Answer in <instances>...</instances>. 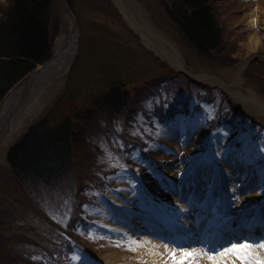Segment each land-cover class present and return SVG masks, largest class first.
Returning <instances> with one entry per match:
<instances>
[{"label": "rangeland", "instance_id": "1", "mask_svg": "<svg viewBox=\"0 0 264 264\" xmlns=\"http://www.w3.org/2000/svg\"><path fill=\"white\" fill-rule=\"evenodd\" d=\"M8 1L0 0V12ZM171 1L123 3L162 38L165 49L177 51L180 68L144 41L113 0H73L69 6L79 28L77 51L37 96L35 115L8 147L41 118L51 126L68 121L75 129L71 169L49 182L20 178L7 147L0 159V264H112L103 254L124 239L112 227L128 199L146 215L152 203L171 208L175 191L182 197L191 192L192 206L204 198L202 215L215 221L236 213L245 196L257 192L264 199V114L248 98L252 90L264 101V0H211L223 43L206 53L170 20L165 7ZM248 13L256 17L253 24L246 23ZM69 25L62 0H54L52 52ZM251 29L259 38L249 47ZM111 85L123 91L120 106L106 100ZM120 143L134 147L121 149ZM254 247L248 249L252 259H264V248ZM72 253L81 259L73 261Z\"/></svg>", "mask_w": 264, "mask_h": 264}, {"label": "bare ground", "instance_id": "2", "mask_svg": "<svg viewBox=\"0 0 264 264\" xmlns=\"http://www.w3.org/2000/svg\"><path fill=\"white\" fill-rule=\"evenodd\" d=\"M113 1L121 9L128 23L140 33L149 46L155 48L159 54L167 58L176 68L182 67L177 51L172 47L165 49L162 38L146 25L141 16H136L129 10L123 3V0ZM255 20L256 17H254V15L251 13L247 14V24H253ZM258 38L259 34H257L254 29H251L250 33L247 34L245 43L250 47ZM64 39L60 40V43L55 49H58ZM61 65L62 62L57 61L55 68ZM51 75V71L45 72L42 75L38 83L35 84L29 97L26 99L25 104L20 106V109L16 111V113H18H15L16 115L14 114V117H11V119L6 115L16 103H18L21 93L15 89L4 100L0 107V159L5 160L6 149L9 142L18 135L20 129L35 115L34 104L38 101L37 96L43 91V88L48 84L51 78L56 76V74L52 77ZM193 77L201 81L222 84L216 77L204 75H193ZM250 92L248 97L249 100L253 101L254 105L264 114V101L260 100L252 90ZM25 93L26 92H24V94ZM156 190L161 191L162 189L157 187ZM175 194L177 197L171 203V208L166 209L161 205L159 206L152 203L146 215H140L135 207L129 206L132 205L133 202L129 199L126 200L124 203L126 206L117 209L118 218L113 223L112 227V231L118 235V238H124V245L121 246L122 243L119 245H108L103 254L106 261L112 264H176V261L168 256V251H171L174 245L177 251L173 252V256L176 257L180 256L181 253L179 249L181 248H199L202 244L215 247L216 242L214 241L218 240V238L212 237L211 239L209 235H204L203 237L207 240L203 239L199 241L203 237L200 235L196 236V231L194 230V225L201 220V213L204 210V198L199 200V204L195 206L196 210L192 211L190 207L193 205L192 201L193 199L195 200V195L190 192L185 197H182L180 190L175 191ZM181 197L183 199H180ZM257 198V192L253 193V200L248 199L247 196L243 197L241 206L236 210V213L221 217L217 221H215L212 216L211 218H205V216H203V219L205 218L207 222L205 226L211 228V236L214 235L216 237L218 234L227 233L230 231V228H236V226L240 225L243 227L246 226V234L240 235V231L235 236H226L225 240H222L225 241L223 245H225L226 242L230 244L233 241H242L244 239H248L249 242L264 239V229H262L263 231L259 230L258 235H254L259 226L264 225V199L260 200ZM178 201L179 204H185V201L189 202L185 205L187 211L180 216H178L175 211L179 207ZM146 216L154 218L155 221H147L145 219ZM246 220H249L248 223ZM212 222L215 223L210 226ZM149 223H151V225H149ZM128 237H135L137 243H132ZM165 245H167L168 251L165 250ZM250 249L257 250L258 248L252 247ZM197 259L199 260V264H212V261L207 260L205 257H197ZM217 260L221 262L226 260L227 264H232V261L235 260V264H244L236 258L234 253H229L224 257H217ZM180 264H185V262L181 261Z\"/></svg>", "mask_w": 264, "mask_h": 264}, {"label": "trees", "instance_id": "3", "mask_svg": "<svg viewBox=\"0 0 264 264\" xmlns=\"http://www.w3.org/2000/svg\"><path fill=\"white\" fill-rule=\"evenodd\" d=\"M53 2L9 0L1 5L0 104L12 86L51 56ZM66 2L70 7L73 5V0ZM213 7L211 0H172L165 11L186 40L199 52L206 53L220 48L223 43ZM106 94V100L111 106H120L123 91L111 85ZM186 110L191 114L189 108ZM193 118L189 116L188 121ZM72 129L68 121L51 126L43 118L30 124L7 151V157L17 175L26 180L41 179L49 182L66 174L71 169L74 151L72 134L75 135V129Z\"/></svg>", "mask_w": 264, "mask_h": 264}, {"label": "snow or ice", "instance_id": "4", "mask_svg": "<svg viewBox=\"0 0 264 264\" xmlns=\"http://www.w3.org/2000/svg\"><path fill=\"white\" fill-rule=\"evenodd\" d=\"M208 107V106H206ZM214 118L209 116V119ZM157 129H159V125H157ZM135 134V133H134ZM150 143V141L148 142ZM119 147L121 149L128 147V148H133V144H124L120 143ZM147 151V149H145ZM124 155H131L132 158H135L138 153L132 152L127 153L125 152ZM118 163V162H117ZM117 166L116 164L113 165V167ZM119 167L121 169L127 168L126 164H119ZM134 184L135 181H132ZM181 199H183L181 197ZM179 204V201L177 202ZM188 201H185V204H179V207L175 210L176 214L178 216L182 215L187 211L186 204H188ZM87 207V205H85ZM106 227V225H105ZM91 235V233H89ZM129 240L132 241V243H137L135 237H128ZM120 243H124V241H121ZM258 246L260 248H264V239H260L256 245H253L252 243L249 242L248 239H244L242 241H233L230 244L226 242L225 245H221L218 247H209L208 245L202 244L201 247L199 248H181L179 249L180 251V256L176 257L173 256V252L177 251L176 246H173V249L171 251L167 250V245H165V250L168 251V256L172 257V260L176 261V264H180L181 261H184L185 264H199V260L197 257H205L207 260L212 261V264H227V261H218L217 257H224L227 256L229 253H234L236 258L244 262V264H264V259H257L253 260L252 259V253L248 251V249ZM71 258L73 261H78L81 259L80 256L76 255L75 253H72ZM232 264H235V260L232 261Z\"/></svg>", "mask_w": 264, "mask_h": 264}, {"label": "water", "instance_id": "5", "mask_svg": "<svg viewBox=\"0 0 264 264\" xmlns=\"http://www.w3.org/2000/svg\"><path fill=\"white\" fill-rule=\"evenodd\" d=\"M62 4L65 10V13L69 17V21H70L69 33L65 37L62 44H60L58 49L54 50L51 57L47 61H45L43 64L37 66L27 76V78L17 88H15L21 94H20L18 103H16V105L6 115L9 117V119H11V117H14V114L16 113L18 109H20V106H23L25 104V101L29 97L30 93L32 92L35 84L38 83V81L40 80V78L45 72L51 71V74H52L51 77L54 74H56L58 70H60L61 72L62 69L60 68V66L55 68L56 62L61 61L62 65L65 64L64 66L68 67L76 53L77 45H78L79 30L76 24L74 14L68 7L65 0H62ZM24 92L26 93L24 94Z\"/></svg>", "mask_w": 264, "mask_h": 264}]
</instances>
